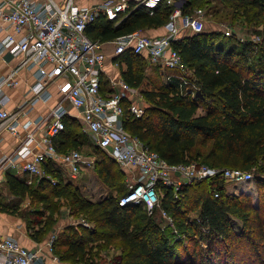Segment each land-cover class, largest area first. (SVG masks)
Returning a JSON list of instances; mask_svg holds the SVG:
<instances>
[{"label": "trees", "instance_id": "trees-1", "mask_svg": "<svg viewBox=\"0 0 264 264\" xmlns=\"http://www.w3.org/2000/svg\"><path fill=\"white\" fill-rule=\"evenodd\" d=\"M128 3V13L121 20L99 13L86 26V35L109 42L145 27L163 26L174 8L161 2L149 13L145 7H134L133 0ZM196 8L228 24L250 26L259 40L240 41L236 32L225 36L221 30L213 29L189 32L173 40L172 48L182 63V68L176 69L187 70V79L198 90L194 96L182 94L184 83L180 74L175 68H168L174 70L167 73L169 80L159 82L150 78L153 88L141 90L147 102L141 116L129 112L122 102L123 126L170 165L196 161L211 167L251 171L264 197V26L256 27L257 23L264 25V0H183L181 12L192 13ZM138 59L149 61L130 48L115 57L117 64L125 65L121 69L122 80L134 88L150 76ZM63 120L65 127L54 139L56 150H81L88 142L82 123L68 115ZM113 163L96 159V174L106 184L116 186ZM41 167L43 177L27 182L26 178L8 173L5 185L19 202L31 197L43 205L44 211L34 209L33 214L42 218L38 222L28 218V213L22 216L30 236L37 242L56 231L52 253L60 262L94 264L85 258L86 254L94 258L95 247L118 239L121 251L108 264H226L227 258L233 260L237 254L246 253L245 249L231 247L230 242L246 239L252 245L247 254L258 264H264V210L254 206L248 194L225 192L226 180L220 175L182 183L176 192L160 184V205L148 213L141 204H119L127 188L118 187V195L109 194L93 202L84 199L50 161L42 162ZM62 197L72 213L81 212L93 225L69 223L57 230L59 221L53 213L59 210L56 205ZM9 206L0 202V211L14 213ZM194 208L197 214L191 219L188 213ZM160 210L171 217L179 237L171 235L170 226H162V218L157 217ZM59 211L61 216L62 209ZM235 219L240 221L238 230ZM35 224L39 225L36 229ZM201 241L206 245L197 247Z\"/></svg>", "mask_w": 264, "mask_h": 264}, {"label": "built area", "instance_id": "built-area-1", "mask_svg": "<svg viewBox=\"0 0 264 264\" xmlns=\"http://www.w3.org/2000/svg\"><path fill=\"white\" fill-rule=\"evenodd\" d=\"M129 1L105 0L100 4L82 7L74 0H64L63 3L54 0H1L0 20L7 23L12 31L0 37V53H7L12 57L21 56V60L17 69L0 76V89L18 84L15 75L19 68L35 67V80L30 86L33 102L47 101L51 97V92L47 90L48 84L57 77H67L59 85L63 99L78 111L91 143L109 154L127 173V191L120 196V205L141 204L151 213L160 205V184L172 187L176 192L182 183L218 175L233 183L252 180V172L241 169L211 167L196 161L170 165L125 129L122 102L137 93V90L121 78H115L110 82L112 93L104 94L101 91V73L107 55L103 42L88 37L85 29L99 13L110 19L117 17L121 20L128 13ZM133 1L134 7H145L149 13L161 2L174 8L164 25L165 34L149 36L136 31L118 36L109 41L113 45L114 54L118 55L130 48L134 53L148 57L152 64L182 68L180 56L172 48L171 42L186 31H203L206 11L196 8L192 13L183 14V0ZM220 29L225 36L235 33L233 25L226 22L220 24ZM237 36L240 41L259 40L253 34L243 38L244 32ZM170 78V75L167 76V80ZM179 79L184 83L181 93L194 96L198 90L195 83L190 82L186 75H180ZM5 101L6 97L0 92V130L16 134L19 111L6 110L3 107ZM127 109L135 116L143 114V109L134 103H130ZM67 115L68 109L63 103L58 102L52 107L45 119L40 140L42 151L32 152L30 143L33 141V132L26 134L17 156L24 159L22 168L29 175L43 177L41 163L47 160L63 169L62 172L71 178H76L81 171L94 166L96 157L93 155H86L78 149L67 152L56 150L54 139L64 129L63 118ZM1 182L0 178V185ZM68 214L67 209L61 211V217L65 218ZM161 214L172 221L165 211L162 210ZM55 238L56 231L53 230L42 246L28 248L15 237L0 234V264H44L48 254L58 261L52 253Z\"/></svg>", "mask_w": 264, "mask_h": 264}, {"label": "crops", "instance_id": "crops-1", "mask_svg": "<svg viewBox=\"0 0 264 264\" xmlns=\"http://www.w3.org/2000/svg\"><path fill=\"white\" fill-rule=\"evenodd\" d=\"M54 1L57 3H63L64 0H54ZM104 1L105 0H74V2L78 6H82V7L93 6L96 4H100ZM212 22L213 23H210L211 27H209V29L221 30L220 24L223 21L219 19H213ZM164 25L158 27H145L142 28L139 32L149 36H160L165 34L166 32ZM233 27L236 34L245 31L248 32L247 29L243 30L241 27L240 28H236L235 26ZM11 31L12 30L8 26V24L0 20V37L5 35V33ZM186 32L182 33V36L186 35ZM103 49L107 57L104 63L103 71L101 73V84H102L101 86L103 87L101 88V91L104 94H110L112 93V90L110 88L111 80L115 78L122 79L121 69L124 68L125 65L123 63L121 64V66L119 64H116V60H115L116 55L114 54L113 51V45L110 42H103ZM20 60H21V56L12 57L7 53H0V76L6 75L10 73L12 70L17 69ZM150 64L155 66V64L152 63ZM157 66L159 65H156V67ZM35 72H36L35 67L34 68L21 67L17 70V73L15 75L16 79L18 80V84L14 87L3 86L0 89L1 90L0 92L6 97V101L4 102L3 107L8 111H15V110L19 111V120H18L16 134L10 133L7 130H3V129L0 130V178L2 179L0 188L5 185V177L6 174L8 173L14 174L21 178H26L27 182H30V178L34 177L29 175V173L22 168V163L24 159H21L20 157L17 156V151L21 147L25 139V136L28 132L31 133L33 132V141L30 143V148L32 152H39L43 150V146L40 143V140L44 131V126L46 121L45 119L48 117L50 110L54 105H56L58 102L63 103L65 106H67L68 116L79 120V122L81 123V119L78 116V111L70 107L67 104V102L63 99L61 93L59 92V85L62 84L67 79V77L64 76L57 77L48 84L47 90L51 92L50 99H48L47 101L36 100L35 102H33L34 97L32 95V92L30 91V86L35 80ZM155 75H156L155 79L154 77H151L154 81H159V82L167 81V74L163 73V71L160 73H156ZM151 88H153V85L146 78L143 80L140 87L136 88L137 92L141 96L140 98L142 99V101L144 100L141 95V90L151 89ZM133 96L134 94H132L131 97H129V99H126L123 102H125L127 106L130 103H134V105L138 106L137 100L134 99ZM201 111L198 110V112ZM82 128L88 137L87 146L92 145V147L96 149L97 147H95L89 139L88 132L84 129L83 126ZM84 154L93 155L96 157L95 154H91V153H84ZM25 199L26 198L22 200L23 202L21 201L22 203L18 202L19 208L16 211H14V213L0 211V234L11 235L15 237L20 242V244L28 248L42 246V244L45 243L50 232L48 233V235H46V237L42 242L35 241L34 239H32V237L30 236L27 230L26 220L23 218L22 215L17 214L19 211L22 210L20 206H23L22 204H27V202L24 203ZM9 201L10 198L3 199L0 196V202L8 203ZM60 218L61 220L56 224V228L63 227L69 224V221L64 222L66 221L64 217L60 216ZM70 223L72 222L70 221ZM44 264H65V263H62L57 260H53L51 255L48 254L45 257Z\"/></svg>", "mask_w": 264, "mask_h": 264}, {"label": "rangeland", "instance_id": "rangeland-1", "mask_svg": "<svg viewBox=\"0 0 264 264\" xmlns=\"http://www.w3.org/2000/svg\"><path fill=\"white\" fill-rule=\"evenodd\" d=\"M205 24H204V29H209V27H211L210 23H213V19L217 18L215 17V15H211L207 14L205 15ZM225 22V21H224ZM228 22V21H227ZM226 22V23H227ZM236 28H242L243 30L247 29L248 32H244L245 36H242L243 38L245 37H249L250 35L253 34V28L249 27H244L241 26L240 24L237 25L236 23L233 25ZM264 25L258 24L256 25L257 28L261 29L263 28ZM186 34H189V32H186ZM141 62L139 65H143L144 69H145V73L146 74H150V76L146 77V79L150 80L151 77H156V73H160L163 71V73L167 74L168 72L170 73H174V70L177 71V73H179L180 75H187L186 77H188L187 74V70L184 71H178L176 68L174 70H170L168 68H163L162 66H153L150 64V62L147 59H138ZM181 68V67H179ZM152 79V78H151ZM145 88V87H144ZM134 99L137 100V104L140 108L143 109V113H144V109L145 106L147 104V102L144 100L142 101V99L140 98V94L137 92L134 94ZM199 111H201V109H198ZM83 131V128H82ZM84 132V131H83ZM88 143H86L83 148H82V152L84 153H91V154H95L97 161L104 158L106 161H109V163H113L110 162L114 159H111V157L109 156V154H107L105 151H102L100 149H95L92 147V145L87 146ZM98 164V162H97ZM97 164H94L93 167H91L90 169H84V171H81L80 175L77 176L76 178H71L67 173L62 172L65 180L71 182L74 186H76V188L79 190V192L81 193L82 197L84 199L90 200V201H98L99 199H102L106 196H108L109 194H113V195H118L117 194V189L118 187L120 188H124V190L127 188L126 186V176L127 173L122 171L120 165L116 162H114L113 164H111L113 170L115 171L116 175H115V180H114V184L116 186H111L109 184H106L105 182H103V180L101 178H99L96 174V168H97ZM63 171V169L61 170ZM125 173V176H123V173ZM34 179L33 178H30ZM192 182H196V181H192ZM33 185V184H32ZM115 187V188H113ZM225 192H227L228 194H234L235 195H240L242 194H248L250 197V201L251 203L260 208V211L264 210V197H263V193L260 192V190L257 188L255 181L250 180L247 182H242V183H233V182H229L226 181L225 182ZM0 196L3 199L6 198H10V201L8 202V204L10 205L9 208L12 209L13 211H16L19 208V199L15 198L14 196H11V194L9 193L6 185L2 186L0 188ZM28 199V200H26ZM24 203L27 202V204H22L23 206H20L22 208L21 211H19L17 214L18 215H23L28 213V218L32 219V221H39L40 216L39 215H34V209H39L40 211H44L43 209V205L42 204H37L34 202V200L30 197H26ZM22 201V200H21ZM20 201V202H21ZM32 201V202H31ZM23 202V201H22ZM21 202V203H22ZM31 202V205H30ZM59 210H64L67 209L69 212V214L67 216H65V220L64 222L70 221L72 223H82L85 226L88 225H93L90 224L89 220H87L82 214L81 212H73V209L68 205V201L66 199H64L63 197L60 198L57 201V205H56ZM59 210H57L56 212L53 213V218L56 219V221H60L61 218L59 216ZM44 214L47 216L49 215L48 211H45ZM197 214V208H194L193 210L189 211L188 216L192 219L193 217H195ZM157 217L159 219L162 218V226L166 227V226H170L171 227V235H174V237H179L180 233L179 231L174 227L173 222L169 219V218H165L162 217L161 214V210L160 213L157 214ZM45 219V218H43ZM45 221V220H44ZM57 221V222H58ZM171 221V222H170ZM234 226L236 228V230L239 229L240 226V221L238 219L234 220ZM39 225L35 224V229L38 228ZM62 229V227H57V230ZM46 236V235H45ZM184 243H188L189 245H192V242H190L189 240H184ZM231 243V247H236L237 249H245L246 253H240L237 254L233 260L229 258H227V261L230 264H258L257 261L252 260V257H250L247 252L249 251V253L251 252L252 249V245L248 244V242L245 240H233L230 242ZM194 244V243H193ZM203 246L206 245L204 244L203 241H201L197 247L199 246ZM100 247H95L92 251V253L94 254V258H90V256L88 254H86L85 258L88 261H93L94 264H108L114 257H116V255H118L121 251V241L120 240H112L109 243L105 242L101 245H99ZM226 245H223L222 247H224ZM264 253V252H263ZM232 258V257H231ZM228 262H226V264H228ZM64 263V262H62ZM65 264H69V263H65ZM80 264H85V263H80Z\"/></svg>", "mask_w": 264, "mask_h": 264}]
</instances>
